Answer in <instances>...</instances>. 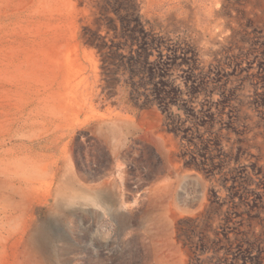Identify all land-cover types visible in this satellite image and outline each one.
I'll list each match as a JSON object with an SVG mask.
<instances>
[{
    "label": "rangeland",
    "instance_id": "obj_1",
    "mask_svg": "<svg viewBox=\"0 0 264 264\" xmlns=\"http://www.w3.org/2000/svg\"><path fill=\"white\" fill-rule=\"evenodd\" d=\"M263 14L0 0V264H264Z\"/></svg>",
    "mask_w": 264,
    "mask_h": 264
},
{
    "label": "bare ground",
    "instance_id": "obj_2",
    "mask_svg": "<svg viewBox=\"0 0 264 264\" xmlns=\"http://www.w3.org/2000/svg\"><path fill=\"white\" fill-rule=\"evenodd\" d=\"M215 1H216V0H215ZM244 1H245V0H244ZM251 1H252V0H251ZM251 3H252V2H251ZM262 3H263V2H262ZM253 4H255V3H253ZM257 5H258V4H257ZM255 6H256V5H255ZM231 7H232V6H231ZM234 7H235V6H234ZM236 7H237V6H236ZM217 8H218V7H217ZM251 8H252V7H251ZM213 9H214V8H213ZM222 9H223V8H222ZM233 10H234V9H233ZM233 10H232V11H233ZM257 10H258V9H257ZM219 11H220V10H219ZM232 11H231V12H232ZM260 11H261V9H260ZM212 12H213V11H212ZM212 12H211V13H212ZM222 12H223V11H222ZM260 13H261V12H260ZM213 14H214V13H213ZM235 15H236V12H235ZM257 15H258V14H257ZM263 15H264V14H263ZM219 16H220V15H219ZM221 16H223V15H221ZM236 16H237V15H236ZM253 16H254V15H253ZM233 17H234V16H233ZM256 17H257V16H256ZM212 18H213V16H212ZM215 18H216V17H214V20H215ZM231 18H232V17H231ZM231 18H230V19H231ZM236 18H237V17H236ZM262 18H263V17H262ZM237 19H238V18H237ZM237 19H236V20H237ZM253 19H254V18H253ZM216 20H217V19H216ZM236 20H235V21H236ZM260 20H261V19H260ZM210 21H212V20H210ZM237 21H238V20H237ZM218 22H219V20H218ZM259 22H260V21H259ZM226 23H228V22H226ZM232 23H233V21H232ZM234 23H235V22H234ZM213 24H214V23H213ZM216 24H217V23H216ZM216 24H215V25H216ZM218 24H219V23H218ZM218 24H217V27L219 28V32H221L222 30H224V28H223L222 26H221V27L218 26ZM220 24H221V23H220ZM211 25H212V24H211ZM211 25H210V26H211ZM228 25H229V24H228ZM210 26H209V27H210ZM224 26H225V25H224ZM226 26H227V25H226ZM212 27H213V26H212ZM212 27H211V28H212ZM211 28H210V29H211ZM214 28H215V27H214ZM226 29H227V28H226ZM214 30H215V29H214ZM214 30H213V31H214ZM208 31H209V29H208ZM231 31H232V30H231ZM214 33H215V32H214ZM214 33H213V34H214ZM218 35H220V34H218ZM224 36H225V34H224ZM228 36H229V35H228ZM219 37H220V36H219ZM221 37H222V36H221ZM226 37H227V36H226ZM216 41H217V40H216ZM210 42H211V41H210ZM221 43H222V42H221ZM212 44H213V43H212ZM222 50H223V49H222ZM213 52H214V51H213ZM217 54H218V53H217ZM219 54H220V53H219ZM257 142H258V141H257ZM261 143H262V142H261ZM257 147H258V146H257Z\"/></svg>",
    "mask_w": 264,
    "mask_h": 264
},
{
    "label": "trees",
    "instance_id": "obj_3",
    "mask_svg": "<svg viewBox=\"0 0 264 264\" xmlns=\"http://www.w3.org/2000/svg\"><path fill=\"white\" fill-rule=\"evenodd\" d=\"M87 178H88V179H93V178H95V177H93V176H89V175H88Z\"/></svg>",
    "mask_w": 264,
    "mask_h": 264
}]
</instances>
